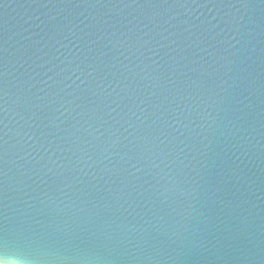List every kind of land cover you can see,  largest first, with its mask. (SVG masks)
Segmentation results:
<instances>
[{
    "label": "water",
    "instance_id": "obj_1",
    "mask_svg": "<svg viewBox=\"0 0 264 264\" xmlns=\"http://www.w3.org/2000/svg\"><path fill=\"white\" fill-rule=\"evenodd\" d=\"M0 258L264 264V0H0Z\"/></svg>",
    "mask_w": 264,
    "mask_h": 264
},
{
    "label": "clouds",
    "instance_id": "obj_2",
    "mask_svg": "<svg viewBox=\"0 0 264 264\" xmlns=\"http://www.w3.org/2000/svg\"><path fill=\"white\" fill-rule=\"evenodd\" d=\"M0 264H24V261L21 259L7 260L4 258H0Z\"/></svg>",
    "mask_w": 264,
    "mask_h": 264
}]
</instances>
